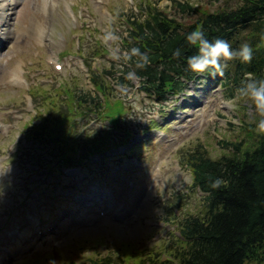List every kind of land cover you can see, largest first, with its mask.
I'll return each mask as SVG.
<instances>
[{
    "label": "rangeland",
    "instance_id": "obj_1",
    "mask_svg": "<svg viewBox=\"0 0 264 264\" xmlns=\"http://www.w3.org/2000/svg\"><path fill=\"white\" fill-rule=\"evenodd\" d=\"M7 1L15 4L0 39V264L168 255L178 220L206 203L189 188L191 153L217 158L233 142L252 145L262 118L254 104L242 86L222 85L225 70L163 102L127 79L128 19L161 10L193 21L174 0ZM178 1L217 11L242 0ZM45 119L53 132L41 138L35 126Z\"/></svg>",
    "mask_w": 264,
    "mask_h": 264
},
{
    "label": "trees",
    "instance_id": "obj_2",
    "mask_svg": "<svg viewBox=\"0 0 264 264\" xmlns=\"http://www.w3.org/2000/svg\"><path fill=\"white\" fill-rule=\"evenodd\" d=\"M174 2L182 11L191 12L194 20L182 21L161 10H150L142 20L137 17L130 20L131 28L125 40L129 42L128 57L131 58L124 71L135 72L142 90L164 101L184 90L187 81L197 77L198 73L192 72L187 64V58L198 51L188 44L187 35L197 28L209 41H227L233 51H238L243 44L252 48L251 62L245 63L239 58L222 61L231 68L225 83L233 79L237 85L243 84L241 78L245 73H252L258 81L264 79V0H242L236 6L217 11L200 9L190 2ZM134 48L148 56L149 63L142 69L136 67L139 57L131 56ZM177 49L181 50L179 58L173 56ZM96 85L101 93L105 92L103 83ZM92 101L97 100L79 95L80 103ZM62 117L52 121L59 122ZM35 127L42 128L41 138L44 132H53L47 122L43 127ZM255 139L249 146H243V140L234 142L230 152L217 158L210 157L201 147L191 153L188 165L194 178L189 188L199 187L207 194L205 207L199 214L178 220L177 234L171 238L168 255L149 257L146 264H264V134H257ZM62 140L59 135L54 141L60 144ZM62 155L65 159L72 158L65 152ZM216 179L223 183L213 189L210 184ZM124 261L108 252L88 256L83 264H127Z\"/></svg>",
    "mask_w": 264,
    "mask_h": 264
},
{
    "label": "clouds",
    "instance_id": "obj_3",
    "mask_svg": "<svg viewBox=\"0 0 264 264\" xmlns=\"http://www.w3.org/2000/svg\"><path fill=\"white\" fill-rule=\"evenodd\" d=\"M187 42L198 49L197 54L187 58L188 68L194 73H205L211 70L213 76L217 74L223 76L225 65L222 61L239 58L242 62L247 63L252 60V48L248 44H243L238 51H233L230 44L225 40L209 41L200 28L187 35ZM180 55V49L173 53L175 58H179ZM131 56L139 57L137 68L142 69L149 63L147 54L141 53L139 49H132ZM127 58L130 59L131 57ZM135 78V72L128 73L127 79ZM245 81L246 83L238 89V94L247 97L254 104L256 112L262 117L257 124L256 131L258 134H264V80L258 81L252 73H245ZM222 183L221 179H216L211 182L210 187L216 189ZM51 264H55V262L52 261Z\"/></svg>",
    "mask_w": 264,
    "mask_h": 264
},
{
    "label": "bare ground",
    "instance_id": "obj_4",
    "mask_svg": "<svg viewBox=\"0 0 264 264\" xmlns=\"http://www.w3.org/2000/svg\"><path fill=\"white\" fill-rule=\"evenodd\" d=\"M15 3L7 0H0V10H3L4 16H1L0 20V39L7 40L9 36H6L7 33H11L13 22H11L10 13H7V10L12 9V6ZM6 13V15H5ZM2 44V43H1ZM13 75L17 74V69H13Z\"/></svg>",
    "mask_w": 264,
    "mask_h": 264
}]
</instances>
